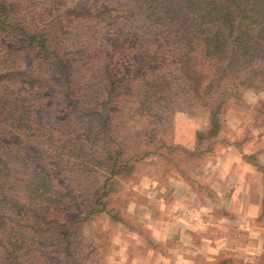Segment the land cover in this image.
<instances>
[{"label":"rangeland","instance_id":"obj_1","mask_svg":"<svg viewBox=\"0 0 264 264\" xmlns=\"http://www.w3.org/2000/svg\"><path fill=\"white\" fill-rule=\"evenodd\" d=\"M72 1V4H81L83 13H86L90 0ZM122 2L124 0H113L114 5ZM22 18L18 16L19 20ZM26 20L30 28L35 29L36 24L43 30L42 23L36 19L27 17ZM78 20L73 24L71 18L65 19V31L58 33L57 53L65 61L56 63L46 59L41 66L20 44L16 32L0 30V38L4 39L0 42V87L8 83L9 90L19 92L21 98L18 100L32 99V115H36L38 127L45 129L37 133L38 138L30 136L28 131L24 134L23 129L2 134L6 136L2 145L9 146L13 154L18 149L34 157L28 166L35 162L52 164L55 158L58 163L54 164L62 179L75 176L69 174V170L74 169V164L83 162H89L88 167H94L97 172L86 171L88 167H85L87 174L76 175L75 196L83 205L84 215L57 216L48 209L49 198L44 201L45 206L42 205L41 212L51 220L57 221L58 218L63 225L70 222L68 234L47 224L43 230L37 227L36 232L35 228L24 229L18 222L20 218H14L17 209L9 206V199L11 196L22 199L20 197L24 196L26 189L22 180L25 178L16 172L3 179L0 182L4 184L0 186V264H182L183 254H191L195 261L192 264H245L231 251L217 255L218 259L214 261L199 260L206 257L195 247L191 249L185 245L196 243L200 234L211 239L219 237L215 230L209 229L213 227V221L208 222V234L201 232L200 217L189 225L192 227L190 232L176 229L177 232L169 235H156L153 226L158 219L160 224L169 222V226L183 228L182 217L176 216L182 209L190 206L192 213H198L202 206L206 208L205 201L212 199L214 202L208 193L214 190L211 187L215 181L209 179V175L216 171L243 176L238 177L244 181L242 189L253 194L245 201L260 207L257 222L264 220V172L254 166V162L264 166V77L259 78L262 83L260 92L245 89L238 98L218 103L219 92L218 100L214 102L220 105L212 114L209 109L212 102L204 100L206 105H203L202 100H194L190 91L185 92V84L180 83L177 68L188 53L169 42L171 34L169 36L165 28L152 25L143 18L109 23L113 25H104L94 18ZM48 31L45 32L54 34L57 30ZM255 51V65H259L264 48L257 45ZM192 57L190 62V58L186 60V72L194 77L199 70L200 75L206 77L209 74L207 65L197 55ZM61 64L63 71L60 70ZM107 65L123 75L135 68L131 87L144 93L149 86L156 84L157 94L163 92L162 106L168 110L153 108L135 117L131 123L135 126L129 128L133 134L123 135L121 141L120 136L116 141L115 131L109 142L110 149L113 147L114 152H118L120 142L124 150L123 160L127 161L126 164L131 160L134 170L113 179L110 194L93 206L89 193L93 194L92 188L106 177L108 171L106 167L102 168L97 157L90 154V128L93 124L90 122V105L96 92L103 93L105 84L101 81L103 76H95V71L102 74ZM13 70L18 76L8 78ZM183 74L186 75L185 71ZM49 75L55 80H49ZM66 75L70 76L69 82H64ZM91 80L100 81L98 87L92 85ZM18 83L22 84L18 86ZM122 88H128L125 82ZM70 94L74 98L71 102L68 101ZM136 97L123 96L119 100L123 99V106H128L139 101ZM153 115L158 119H151L155 125L154 131H150L149 116ZM118 118L119 115H113V122L116 123ZM13 124L15 120L11 118L8 128L13 130ZM44 127H59V130L52 134ZM137 153L143 158H135ZM15 160L13 158L14 162H11L13 168H24L19 163L21 161ZM183 181L191 185L196 199H187L186 190L182 193ZM54 200L64 210L69 207L67 196L57 195ZM20 202L25 203V199ZM244 203L241 199L237 208ZM92 206L95 211L85 216ZM176 210H179L177 214ZM188 233L189 236L184 237ZM66 245H69L67 254L63 253ZM212 245L211 250L214 249ZM189 249L192 252L188 254Z\"/></svg>","mask_w":264,"mask_h":264},{"label":"trees","instance_id":"obj_2","mask_svg":"<svg viewBox=\"0 0 264 264\" xmlns=\"http://www.w3.org/2000/svg\"><path fill=\"white\" fill-rule=\"evenodd\" d=\"M72 3V0H0V30L9 33L16 32L20 44L26 47V51L33 55L41 66V63L44 64L46 59L56 63L65 61L57 53L59 49L58 33L65 31V26H63L65 19L71 18L74 24L79 22L78 19L90 20L94 18L106 25L131 18H143L152 25L165 28L169 36L171 34L169 42L176 44L179 49L187 51L185 60L180 64L181 68H177L181 75L179 77L181 82H179L185 84V92L186 90L190 91L194 100H202L203 105H206L204 100L208 103L212 102L209 107L212 114L220 105L218 103L238 98L245 89L260 92L262 88L259 78L264 77V52L259 65H255L254 54L257 45L264 48V0H124L118 5H114L113 0H90V4L85 9L86 13H83L81 4ZM18 16L23 18L19 20ZM27 17L42 23L43 30L39 29L36 24L35 29L30 28L28 20H26ZM49 29L57 31L50 34L48 33ZM53 35L57 36L50 39ZM3 40L0 38V42ZM193 55H197L207 65L209 74L206 77L203 74L200 75L199 70L196 71L194 77L193 74L186 72L188 67L186 60L188 58H190L189 62L193 60ZM60 67V70L63 71L64 66L61 64ZM111 68V65H107L102 74L99 70H96L94 74L95 76L102 75L101 81L105 84L103 93L99 95V92H96V97L92 99L90 105V122L93 123L90 128V154L97 157L102 168L106 167L108 172L106 177L92 188L93 194L89 193L88 197H91L93 206L100 202V198L110 194L112 191L110 185L113 179L121 176L124 172L131 173L134 170L131 160L127 164V161L123 160L124 150L120 142L118 152H114L113 147L110 149L109 142L115 131L117 132L116 141H118V136L121 141L123 135L128 133L130 135L132 130L129 128L135 126L131 124L135 117H140L153 108L156 111L158 108L163 111L168 110L162 106L163 92L160 91L161 94H157L159 92L156 90V84L153 87L149 86L148 91L144 93L131 87L135 68H131L124 75ZM11 73V77L8 74V78L18 76L14 70ZM197 75L199 78H196ZM65 79L64 82H69L70 76L66 75ZM49 80L53 81L55 77L49 75ZM94 81L91 80V84L98 87L100 81L98 83ZM40 82L42 83V81ZM43 82L45 81L43 80ZM124 82L128 87L126 89L122 88ZM35 83L37 84L39 81ZM21 84L18 83V86ZM9 88L8 83H4V86L0 87V182L12 176V173L18 172L23 175L20 177L25 178L22 181L26 187V194L24 193V196L20 197L21 200L25 199V203L20 202L19 198L11 196L9 206L17 209V215L14 218L16 219L17 216L20 218L18 222L24 229L35 228L33 230L36 232L38 228L43 230L45 226L49 225L68 234L70 222L67 221L63 225L60 219L57 218L56 221L53 218L51 220L45 212H41L45 206L44 201L46 198L51 199L48 209L57 216L60 214L84 215L83 205L78 201V196H75V186H77L75 182L78 179L76 175L84 176L88 170L91 173L97 172L94 167H88L89 162H83L74 164V169L69 170V174L75 176L62 179L60 171L57 172L58 167L54 164L58 163L55 158L52 159V164L45 162L39 165L35 162L32 166H28V163L34 161V157L18 149H15L16 154H13L9 146L2 145V141H5L6 137L2 134H12L14 130L21 131L23 129L24 134L28 131L30 136L38 138L37 133H42V130H45L38 127L35 120L36 115H32V99L20 101L18 100L19 92L14 90L12 92ZM169 92L176 94L174 91ZM219 92H221V98L216 103ZM123 96L136 97L139 101L136 104L123 106V99L119 100ZM73 99L70 94L68 101L71 102ZM214 100L216 101L214 102ZM114 102L116 105L113 104ZM113 115H119L116 123L113 122ZM11 118L15 120L13 130L8 128ZM149 118L150 131H154L153 121H156L158 116L153 115ZM152 118L153 121H151ZM44 128L48 129L46 132L52 134L59 130V127ZM132 132L131 134H133ZM40 142L43 143L42 140ZM134 157L143 158L139 153ZM13 158H16L15 161H21L19 163L24 167L21 169L23 172L18 166L13 168L11 163L14 162ZM249 159L251 158L249 157ZM254 163V166L264 172L262 164ZM85 167H88L86 171ZM1 185L4 186L0 183ZM57 195L68 197L69 207L67 209L64 210L54 200ZM93 206L87 213L85 212V216H89L91 212L95 211ZM68 250L69 245H66L63 253L67 254Z\"/></svg>","mask_w":264,"mask_h":264},{"label":"crops","instance_id":"obj_3","mask_svg":"<svg viewBox=\"0 0 264 264\" xmlns=\"http://www.w3.org/2000/svg\"><path fill=\"white\" fill-rule=\"evenodd\" d=\"M229 165L230 164H228V167ZM235 175L236 173L229 175L227 172L222 173V171L211 173L209 179L215 181L211 187L214 188V190H210L208 194H210L211 198L215 201L212 202V199H210L209 202L205 201L206 208L202 206V211L198 213H192L189 208L190 206L186 209H182L176 216L182 217L183 224H185V226H181L183 228L174 225L169 226V222H162V224H160L159 220L156 219L153 226V228L155 227L154 231L156 235L160 233L169 235V233L177 232V230L190 232L192 227L189 225L191 223L193 224L195 218L200 217L199 227L203 230L201 232L208 234L206 230L208 229V222L210 220V222L213 221V227H209V229L215 230L216 235L218 234L219 237L211 239L206 235L200 234V239L197 240L196 238V243L193 241L192 243L189 242L185 244L191 249L195 247L196 251L201 252L200 255L206 257L205 259L199 260H206V262L210 260L214 261V259H218L217 255L225 251H231L234 257L242 260L245 264H264V220L257 222V218L259 217L258 214H260V207H255L250 202L245 201L246 199H250L253 194L250 191L248 192L242 189V183L244 181L240 178H243V176L240 175L236 177ZM209 179L206 181L209 182ZM183 183L184 185H182V187H184V191H182V193L186 190L185 194L187 199L190 200L191 198H195L196 195H194L191 185L185 181H183L182 184ZM241 199L245 203L242 207L237 208V203ZM178 212L179 210L175 211L176 214ZM262 218L264 219V217ZM164 230L168 232L165 233L163 232ZM172 235L173 234H170V237H172ZM188 236L189 233L188 235H184V237ZM169 239L166 240L167 243ZM212 243L214 244L213 250H211L213 246ZM191 249L188 250V254L192 252ZM194 254H196V252H194ZM188 256L182 255V260L184 261L182 264H192L195 262L194 259L190 257L191 254Z\"/></svg>","mask_w":264,"mask_h":264}]
</instances>
